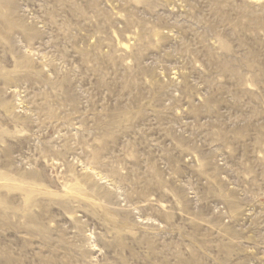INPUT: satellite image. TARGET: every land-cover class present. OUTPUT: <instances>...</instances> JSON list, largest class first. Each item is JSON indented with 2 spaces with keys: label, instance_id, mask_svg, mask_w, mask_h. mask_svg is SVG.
<instances>
[{
  "label": "rangeland",
  "instance_id": "rangeland-1",
  "mask_svg": "<svg viewBox=\"0 0 264 264\" xmlns=\"http://www.w3.org/2000/svg\"><path fill=\"white\" fill-rule=\"evenodd\" d=\"M0 264H264V0H0Z\"/></svg>",
  "mask_w": 264,
  "mask_h": 264
}]
</instances>
